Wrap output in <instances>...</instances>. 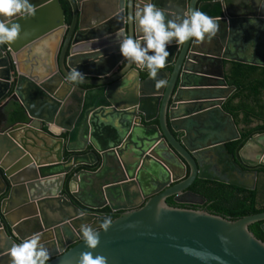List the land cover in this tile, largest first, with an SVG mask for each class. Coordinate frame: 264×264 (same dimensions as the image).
I'll list each match as a JSON object with an SVG mask.
<instances>
[{
    "label": "water",
    "instance_id": "1",
    "mask_svg": "<svg viewBox=\"0 0 264 264\" xmlns=\"http://www.w3.org/2000/svg\"><path fill=\"white\" fill-rule=\"evenodd\" d=\"M66 1L69 25L59 0H30L35 15L10 18L21 32L0 45V264L33 234L47 264H79L88 251L107 264H264V242L249 230L260 223L264 235V212L231 220L166 203H181L196 179L225 182L215 170L255 188L257 174L236 160L264 167V133L228 153L240 133L223 110L235 91L225 62L264 68V0H152L169 19L200 10L219 22L211 42L168 47L162 87L119 50L124 36L141 38L127 17L145 0ZM74 68L82 82L68 79ZM10 101L26 124L8 126ZM104 208L110 215L92 212ZM82 225L99 233L95 250Z\"/></svg>",
    "mask_w": 264,
    "mask_h": 264
},
{
    "label": "clouds",
    "instance_id": "2",
    "mask_svg": "<svg viewBox=\"0 0 264 264\" xmlns=\"http://www.w3.org/2000/svg\"><path fill=\"white\" fill-rule=\"evenodd\" d=\"M35 12L36 7L30 0H0V45L14 42L21 32L20 25L10 22V18L32 17ZM168 15L166 9L158 7L152 0H145L142 9L127 17L128 22L138 27L141 38L127 35L119 42L122 57L146 68L157 87L166 84L165 80L157 79V76L170 56V45L193 40L196 43L211 42L219 30L217 19L200 10L178 16L176 20L169 19ZM84 77L77 68L68 74V79L77 83L82 82ZM50 130L56 135L61 132L57 126H52ZM110 224V220H105L101 226L107 230ZM80 230L85 246L95 250L100 242L99 233L89 225H82ZM9 255L11 264H47L51 258L39 234H33L21 243L14 244ZM79 264H107V261L104 256L94 257L92 251H88L81 253Z\"/></svg>",
    "mask_w": 264,
    "mask_h": 264
},
{
    "label": "trees",
    "instance_id": "3",
    "mask_svg": "<svg viewBox=\"0 0 264 264\" xmlns=\"http://www.w3.org/2000/svg\"><path fill=\"white\" fill-rule=\"evenodd\" d=\"M63 9L64 21L71 22V8L66 0H59ZM5 49L4 45H1ZM225 80L235 91L226 100L223 110L231 115L239 129L240 139L227 145L228 151L236 155L251 137L264 133V68L236 62H225ZM145 78V75H143ZM12 93V90L8 95ZM8 126L23 125L28 122L24 109L19 103L10 101L4 110ZM68 157V154L65 155ZM80 167L79 169H83ZM90 169H95L92 167ZM264 173V168L260 170ZM244 197L237 206L222 213H212L223 218L236 220L247 215L264 212V206L256 202L257 191H244ZM108 213V208L100 210ZM249 230L254 236L264 242V235L260 230V223L253 224Z\"/></svg>",
    "mask_w": 264,
    "mask_h": 264
},
{
    "label": "flooded vegetation",
    "instance_id": "4",
    "mask_svg": "<svg viewBox=\"0 0 264 264\" xmlns=\"http://www.w3.org/2000/svg\"><path fill=\"white\" fill-rule=\"evenodd\" d=\"M219 128L220 126L217 127L216 130H214V132H217L215 133L217 134L215 137H217L220 132ZM221 135H222V132L220 133V136ZM227 145H226V148H227ZM227 151H228V148H227ZM228 153L231 154L229 151ZM233 156L237 158V154ZM65 158L66 159L69 158V155L68 157H65ZM236 163L237 165H239V167L242 170L255 172L257 174L255 188H254V190L257 191L256 202L258 205L264 204V173L260 172V170H262L264 167H260L256 165L252 167H246L242 165L238 161V159L236 160ZM188 175H189V169L187 168L186 177ZM212 176L217 177L220 180L225 181V182L196 179L186 191L190 195L188 197H185L181 203H175L173 198L166 199V203L169 206L176 207V208L204 211L210 214L212 213L219 214L228 209H231L234 206H237L244 197V193H243L244 191H253V190H247L241 187L228 184L227 182L235 181L234 174L231 171L228 173L224 170L223 171L215 170ZM240 180L238 181L239 184L248 185L247 181L245 182L243 180L242 181ZM191 195L193 197H191ZM83 210L86 211L85 209ZM92 212L97 213V214L110 215V212L104 213V212H100V210L92 211ZM117 216H118V213L111 214L112 219H115Z\"/></svg>",
    "mask_w": 264,
    "mask_h": 264
},
{
    "label": "crops",
    "instance_id": "5",
    "mask_svg": "<svg viewBox=\"0 0 264 264\" xmlns=\"http://www.w3.org/2000/svg\"><path fill=\"white\" fill-rule=\"evenodd\" d=\"M258 67V66H257ZM85 79V78H84ZM7 126V125H6ZM16 127H18V126H16ZM259 206H264V204H261V205H259Z\"/></svg>",
    "mask_w": 264,
    "mask_h": 264
}]
</instances>
